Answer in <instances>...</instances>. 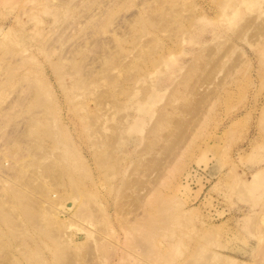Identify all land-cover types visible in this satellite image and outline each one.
I'll use <instances>...</instances> for the list:
<instances>
[{
    "label": "rangeland",
    "instance_id": "374dc122",
    "mask_svg": "<svg viewBox=\"0 0 264 264\" xmlns=\"http://www.w3.org/2000/svg\"><path fill=\"white\" fill-rule=\"evenodd\" d=\"M0 264H264V0H0Z\"/></svg>",
    "mask_w": 264,
    "mask_h": 264
}]
</instances>
